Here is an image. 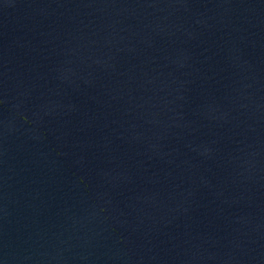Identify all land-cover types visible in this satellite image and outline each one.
<instances>
[{
  "label": "water",
  "instance_id": "obj_1",
  "mask_svg": "<svg viewBox=\"0 0 264 264\" xmlns=\"http://www.w3.org/2000/svg\"><path fill=\"white\" fill-rule=\"evenodd\" d=\"M0 264H264V0H0Z\"/></svg>",
  "mask_w": 264,
  "mask_h": 264
}]
</instances>
